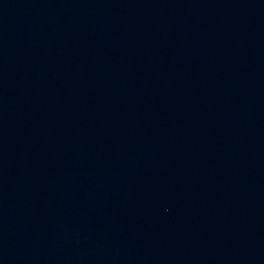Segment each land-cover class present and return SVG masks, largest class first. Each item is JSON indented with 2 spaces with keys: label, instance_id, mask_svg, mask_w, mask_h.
I'll list each match as a JSON object with an SVG mask.
<instances>
[{
  "label": "water",
  "instance_id": "95a60500",
  "mask_svg": "<svg viewBox=\"0 0 264 264\" xmlns=\"http://www.w3.org/2000/svg\"><path fill=\"white\" fill-rule=\"evenodd\" d=\"M0 264H264V0H0Z\"/></svg>",
  "mask_w": 264,
  "mask_h": 264
}]
</instances>
